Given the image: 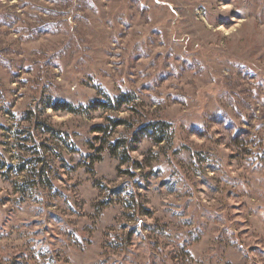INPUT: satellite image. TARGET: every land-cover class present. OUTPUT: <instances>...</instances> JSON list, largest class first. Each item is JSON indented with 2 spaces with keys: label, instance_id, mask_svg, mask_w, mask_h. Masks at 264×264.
Listing matches in <instances>:
<instances>
[{
  "label": "rangeland",
  "instance_id": "374dc122",
  "mask_svg": "<svg viewBox=\"0 0 264 264\" xmlns=\"http://www.w3.org/2000/svg\"><path fill=\"white\" fill-rule=\"evenodd\" d=\"M0 264H264V0H0Z\"/></svg>",
  "mask_w": 264,
  "mask_h": 264
},
{
  "label": "trees",
  "instance_id": "16d2710c",
  "mask_svg": "<svg viewBox=\"0 0 264 264\" xmlns=\"http://www.w3.org/2000/svg\"><path fill=\"white\" fill-rule=\"evenodd\" d=\"M55 110H60V109H69L68 111H71L73 112L75 108H73L71 105L69 104H66V103H55L53 104L52 106ZM163 129V126H159L158 129H157V133ZM163 142V139L159 137V140H158V143H162ZM23 171V170H21Z\"/></svg>",
  "mask_w": 264,
  "mask_h": 264
}]
</instances>
